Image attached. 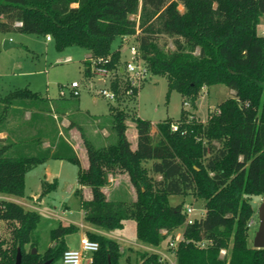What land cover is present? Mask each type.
I'll return each mask as SVG.
<instances>
[{"label": "trees", "instance_id": "1", "mask_svg": "<svg viewBox=\"0 0 264 264\" xmlns=\"http://www.w3.org/2000/svg\"><path fill=\"white\" fill-rule=\"evenodd\" d=\"M262 23L264 0H0V33L50 35L58 49L79 45L91 56L110 57L107 67L116 74L110 88L117 96L108 116L114 139L100 146L82 133L87 168L60 134L47 96L21 88L1 97L0 132L8 134L0 138V193L23 197L25 176L33 166L52 158L71 161L78 165L79 184L92 194L81 198L84 219L107 231L134 219L138 239L150 248L160 246L185 222L183 203L172 204L170 196L192 193L205 201L206 210L184 227L174 249L177 264H264V248L248 240V222L257 211L251 197L264 194V35L258 31ZM162 34L173 38L174 48L161 43ZM126 36H137L149 70L167 77L169 91L181 93L177 129L166 119L153 132L150 120L131 111L137 92L128 93L122 54L112 47L114 40ZM84 65L89 77L87 58ZM218 84L235 95L219 102L207 122L187 120L190 111L184 109V101L197 109L202 88ZM26 111L30 120L11 132L7 126L15 114ZM35 117L41 119L39 130L31 136L26 125ZM128 118L137 131L136 148L127 135ZM122 172L137 188L132 202L108 199L102 190L109 175ZM0 220L17 224L10 246L5 247L0 237V264H15L18 248L22 264L49 259L56 264L69 248L65 236L79 230L76 224L60 223L51 230L54 244L32 253L39 212L0 199ZM86 233L99 242L92 264H121L123 251L117 240ZM201 240L207 241L205 247L197 245ZM222 248L228 249L225 257L220 256ZM137 259L139 264H167L159 252L147 249L137 251Z\"/></svg>", "mask_w": 264, "mask_h": 264}, {"label": "rangeland", "instance_id": "2", "mask_svg": "<svg viewBox=\"0 0 264 264\" xmlns=\"http://www.w3.org/2000/svg\"><path fill=\"white\" fill-rule=\"evenodd\" d=\"M179 8L184 10L181 3ZM262 28L263 23L258 26V31L261 32ZM0 36L2 42L9 38L18 44V46L8 49H4L1 45L0 96H6L16 89L28 88L42 96L50 97L54 103L51 113L56 115L61 132L73 144L81 161L85 159L86 154L83 135L100 146L107 145L114 139L110 134L108 116L111 105L116 104V102L100 93L103 88L111 89L110 82L116 76L114 72L108 76L98 74L92 77L86 76L84 60L89 51L79 45L58 49L54 40H47L46 35L39 33L11 31L2 32ZM160 37L162 44L166 43L167 47L174 48L173 38L165 34ZM136 42L137 36H126L125 39L121 37L114 40L112 47L120 49L122 44L123 47H130ZM120 52L122 54L121 66L125 68L131 53L129 49L120 50ZM125 76L128 77L127 74ZM72 81L80 83V95L78 97L71 93ZM235 93L234 90L229 89L224 84L207 88L205 92L202 91V95L205 94V96L199 98L197 109L184 105V109L190 111L186 116L187 120L200 119L204 123L207 122L210 111L219 102L234 96ZM182 99L178 90L169 91L168 79L165 75L154 74L149 71L136 95V102L131 105L133 106L131 111L136 116L150 120L155 124V127L158 122L166 119H172L173 123L178 125ZM87 112L101 117L96 126L85 114ZM40 120L35 117L32 123H27V130H31L33 133L38 132ZM72 122L74 126H72ZM127 123V135L132 148H135L137 145L135 124L132 118H128ZM49 126L51 127L50 124ZM103 128H105V134L102 132ZM153 131L155 132V128ZM93 133L96 135L95 139L91 136ZM78 171L77 164L65 159L52 158L36 164L28 170L25 176V195L23 197L0 193V199L14 200L26 209L39 212L40 220L32 233V242L35 243L34 248L37 249V252H44L50 245L54 244L51 236L53 228L60 223L64 225L73 223L79 226V230L65 236L69 247H78L81 235L87 234V231H93L113 238L120 243L123 251L121 264H139L137 251L145 249L151 251L158 249L167 253L169 258L175 259L174 248L170 247L169 243L172 239L178 243L183 236V226L175 230L173 236H168L160 246L151 247V249L138 239L134 219L126 220L122 227L110 231L87 222L84 219L85 212L81 207V198L90 199L92 194L88 186L79 184ZM210 175L213 173L210 172ZM102 190L108 199L132 202L137 198V188L131 182L129 175L124 172L109 175L108 183ZM251 199L257 210L252 217L254 222L251 225L248 224V240L253 245V239L259 225L258 207L264 201V194L252 196ZM170 202L172 204L182 202L184 208L194 207L196 216L202 215L206 210L205 201L192 193L171 195ZM14 225L17 224L0 220V237L6 240L5 247L12 243ZM29 247L27 246V249Z\"/></svg>", "mask_w": 264, "mask_h": 264}, {"label": "built area", "instance_id": "3", "mask_svg": "<svg viewBox=\"0 0 264 264\" xmlns=\"http://www.w3.org/2000/svg\"><path fill=\"white\" fill-rule=\"evenodd\" d=\"M16 24L20 25L21 22H17ZM261 32L264 35V23H263V28ZM46 37H47V40L52 39L50 35H47ZM128 49L130 50L131 56H130V59L126 62V66L124 68L126 74L128 75V80L130 83L128 93L136 94V92L138 93L143 81L146 79L150 70H149V67L146 61L143 59L140 53L137 42L135 44H132L130 47H123V44H122V47L120 48L121 51H126ZM87 59L89 60L90 65H91V75L89 77H92L95 74H98L101 76H108L110 75V73H112L110 69L107 67V64L110 61V57L103 58V57H95V56L88 55ZM70 89L72 91L71 93L73 96L78 97L80 95V83L79 82L72 81L70 85ZM205 90H207L206 86L202 88L203 92H205ZM100 93L106 98H110L111 100H114V101L117 98L116 93L112 89L103 88L101 89ZM184 105L191 106V103L190 101L185 100ZM217 112H220V110L218 109ZM172 127L173 129H177L178 125L173 123ZM184 213L186 215V219L183 224V227L193 224L195 222L196 217H200L204 214L203 213L200 216H196L195 208L191 206L184 208ZM253 222H254V219L251 218L248 224L251 225ZM161 231L162 233H167L166 229H161ZM177 244L178 243H176L175 240L173 239L170 240V243H169L170 247L175 249L177 247ZM197 245L201 247H205L207 245V241L206 240L198 241ZM98 249H99L98 241L91 239L86 234L81 235L80 240H79V246L76 248H68L64 252V255L61 258V260L56 264H92L94 253L98 251ZM154 250L161 254L162 258L167 261V264H177L176 256H175V259H171L169 258L167 253L161 250H158V249H154ZM227 253H228V249L226 248H222L220 250L221 257H225Z\"/></svg>", "mask_w": 264, "mask_h": 264}, {"label": "crops", "instance_id": "4", "mask_svg": "<svg viewBox=\"0 0 264 264\" xmlns=\"http://www.w3.org/2000/svg\"><path fill=\"white\" fill-rule=\"evenodd\" d=\"M0 40H1V45H2V38H1V36H0ZM88 55H90V52H89V54ZM88 55H87V57H88ZM86 57V58H87ZM85 58V59H86ZM205 96V94H203L201 97L203 98ZM1 97H4V96H0V98ZM48 97V96H47ZM48 99L50 100V103H51V105L52 104H54L53 103V101L51 100V98L50 97H48ZM53 99V98H52ZM199 101V100H198ZM78 105V104H77ZM78 107V106H77ZM78 109H80V108H78ZM86 115H88L89 116V118L91 119V122H92V124H94L95 126H96V124H97V121H98V119H100L98 116H94V115H91V114H89L88 112L87 113H85ZM31 116V113H30V111H26L24 114H19V112H17L16 114H15V117L12 119V122H11V124H8V129L11 131V132H16V129L18 128V126H19V124L20 123H24V122H27V121H29L30 120V117ZM54 118H55V120H56V122H57V124H58V127H59V130H60V134L61 135H63V133L61 132V129H60V125H59V123H58V121H57V117H56V115L54 114ZM155 128V131H156V127H155V124L153 123V128H152V131H153V129ZM30 134H32L33 133V131H28ZM102 132L105 134V128H103L102 129ZM154 132V131H153ZM7 134H8V131H1L0 132V138H4V137H6L7 136ZM32 135H35V133H33ZM64 136V135H63ZM91 136L95 139V137H96V135H94V133L93 134H91ZM65 137V136H64ZM66 138V137H65ZM69 142H70V140L68 139V138H66ZM70 144H71V142H70ZM72 146H73V144H71ZM50 146V142L48 141V140H46V141H44V144H43V147H49ZM137 146V145H136ZM74 147V146H73ZM136 148V147H135ZM75 149V148H74ZM76 150V149H75ZM77 152V151H76ZM78 154V153H77ZM80 158V157H79ZM85 159H82V161H81V159H80V161H81V164L83 165V167H85V168H87L88 167V165H89V160H88V156H87V152H86V154H85V157H84ZM84 160V161H83ZM69 248H76V247H69Z\"/></svg>", "mask_w": 264, "mask_h": 264}, {"label": "water", "instance_id": "5", "mask_svg": "<svg viewBox=\"0 0 264 264\" xmlns=\"http://www.w3.org/2000/svg\"><path fill=\"white\" fill-rule=\"evenodd\" d=\"M2 45L4 49H8L13 46H18L17 43H15L14 41H12V39L9 38L4 39ZM258 220H259V225L253 239V246L256 248H264V201L258 207ZM32 251H33L32 253H36L37 249L33 247ZM15 264H22L21 248H18ZM34 264H38V263H34ZM40 264H52V260L49 259ZM108 264H112L110 260Z\"/></svg>", "mask_w": 264, "mask_h": 264}]
</instances>
